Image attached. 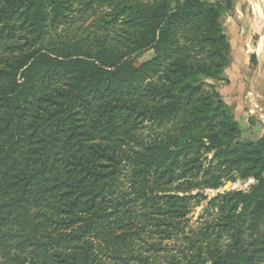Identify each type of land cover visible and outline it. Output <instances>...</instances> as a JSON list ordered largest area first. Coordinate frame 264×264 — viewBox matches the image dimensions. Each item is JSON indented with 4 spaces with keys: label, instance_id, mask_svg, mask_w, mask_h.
<instances>
[{
    "label": "trees",
    "instance_id": "16d2710c",
    "mask_svg": "<svg viewBox=\"0 0 264 264\" xmlns=\"http://www.w3.org/2000/svg\"><path fill=\"white\" fill-rule=\"evenodd\" d=\"M152 1L0 0V264H150L133 237L152 226L172 238L189 202L207 199L218 217L185 236V264H264V231L250 225L264 214V135L243 140L233 106L201 81L231 63L234 2ZM144 122L166 129L122 154ZM234 172L254 184L201 191ZM211 228L230 242L203 256Z\"/></svg>",
    "mask_w": 264,
    "mask_h": 264
},
{
    "label": "rangeland",
    "instance_id": "374dc122",
    "mask_svg": "<svg viewBox=\"0 0 264 264\" xmlns=\"http://www.w3.org/2000/svg\"><path fill=\"white\" fill-rule=\"evenodd\" d=\"M141 2L151 4L152 0H139ZM184 0H174L169 3L171 7H175L180 5ZM207 2H214V0H202ZM234 7L232 11H230L223 18V26H224V34L228 37L230 46H231V63L225 68L221 75L220 80H210V79H202L201 81L205 83L203 88L205 90H209L208 86L214 87L218 93L219 91V83H223L227 80V73L231 74V65L236 63L240 68L241 72H245L243 69L247 67L248 76L254 75L258 81L256 83L258 85L257 88H261V95L264 97V0H233ZM89 22V21H87ZM63 27L59 28V35L61 37L64 35L62 31ZM65 37V36H64ZM255 57L254 63H251V56ZM155 56L154 50L152 48L147 49L143 54L138 58L139 63H144L150 61ZM236 60V61H235ZM259 84H261L259 87ZM249 85V84H248ZM166 127L159 128L155 125L144 122L140 125L139 129L136 132V140L134 139L129 145H124L121 149V153L124 155H134L135 152H139L142 148L139 141H149L150 134L153 132H159L160 130H165ZM242 135V133H241ZM245 138L247 139V133H244ZM258 138V134H254L250 137V140H255ZM132 170V163L126 162L125 166L122 169V172L119 175V190L118 192L126 193L129 192L131 187L130 181V173ZM234 170V169H233ZM264 177V172L262 173ZM231 177L235 180L227 181L222 184L217 189L206 188L203 191L205 195L209 198L214 197L217 194L223 193L225 191L230 190H248L251 185L254 184V180L252 178H248L246 180L240 179L236 172H234ZM243 180V182H241ZM228 183H231V186H228ZM234 185V186H233ZM196 191H192V194H195ZM207 200L201 201L200 204H196L195 200H191L189 203L188 211L185 215L186 222L183 223V230L180 233H177L172 238L160 239L159 236L154 232V227L146 226L144 229L139 231V236H134L133 239L136 240L135 247L138 252H141L145 255L150 264H177L181 262V264H185V259L182 255V250L188 246L189 241L185 239V236L189 238H193L195 233L199 228L204 227L205 224L211 223L215 221L218 216H216V210L213 208H209L207 206ZM144 211L143 207L137 208L136 215L138 219H141L142 212ZM141 222H146V220H142ZM254 223V224H253ZM252 229L255 231H264V214L260 215L259 219H254L250 223ZM212 229V228H211ZM213 234L207 238L201 244L200 251L202 255L206 253V248H213L214 246L220 248L222 251L226 249V246L229 244V240H227V236L217 235V229L214 228ZM210 233V231H209ZM221 235V236H220ZM203 237H200V239ZM203 241V239H201ZM153 242H161L165 249L159 253L149 252L145 253L146 248L149 244ZM260 243L264 246V239H261ZM15 249L8 250L9 254H12ZM198 252L196 246H194V252ZM1 255V254H0ZM212 263V261H211ZM208 262L207 264H211ZM104 264H140L134 261L128 262H120L117 260H105Z\"/></svg>",
    "mask_w": 264,
    "mask_h": 264
},
{
    "label": "crops",
    "instance_id": "0c3cea01",
    "mask_svg": "<svg viewBox=\"0 0 264 264\" xmlns=\"http://www.w3.org/2000/svg\"><path fill=\"white\" fill-rule=\"evenodd\" d=\"M233 65L235 66L231 65V74L227 73V80L218 82L220 94L224 101L234 108L235 119L242 133L241 138L244 140L246 132L248 140L254 134H258L259 139L264 135V97L260 93L262 89L257 88L258 80L254 75L248 76L247 67H244L245 72L242 73L236 63Z\"/></svg>",
    "mask_w": 264,
    "mask_h": 264
},
{
    "label": "water",
    "instance_id": "95a60500",
    "mask_svg": "<svg viewBox=\"0 0 264 264\" xmlns=\"http://www.w3.org/2000/svg\"><path fill=\"white\" fill-rule=\"evenodd\" d=\"M241 182H243V180H241ZM228 186H231V183H228Z\"/></svg>",
    "mask_w": 264,
    "mask_h": 264
},
{
    "label": "bare ground",
    "instance_id": "6f19581e",
    "mask_svg": "<svg viewBox=\"0 0 264 264\" xmlns=\"http://www.w3.org/2000/svg\"><path fill=\"white\" fill-rule=\"evenodd\" d=\"M234 186V185H233Z\"/></svg>",
    "mask_w": 264,
    "mask_h": 264
}]
</instances>
